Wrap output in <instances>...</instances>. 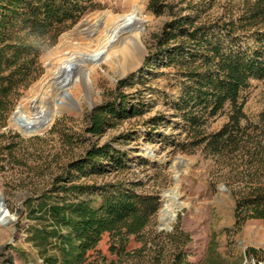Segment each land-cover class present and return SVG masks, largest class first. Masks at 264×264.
Returning a JSON list of instances; mask_svg holds the SVG:
<instances>
[{"label": "rangeland", "instance_id": "1", "mask_svg": "<svg viewBox=\"0 0 264 264\" xmlns=\"http://www.w3.org/2000/svg\"><path fill=\"white\" fill-rule=\"evenodd\" d=\"M96 1L97 8L61 33L57 42L42 53L40 76L23 90L5 118L0 113V197L3 196L8 210L7 223L0 222V264L10 256L13 264H41L37 248L27 239L26 230L32 221L26 200L48 187L67 163L80 158L93 144L106 142L124 152L129 167L104 166L99 173L83 176L81 181L97 180L100 184L128 178L136 183L135 190L158 194L160 207L139 234L105 233L98 246L91 250L88 264H169L173 252L181 245L194 264H264L261 253L256 255L251 250H264V220L254 218L242 226L235 224L233 185L227 178L231 167L200 148L193 152L175 150L172 142L161 141L156 134L160 131L170 137L169 140H173L172 136L182 140L186 133L181 132L178 124L182 120L171 108L178 95L175 68L164 60L146 64L153 35L174 17V13L199 14L203 20L222 22L232 13H240L243 0H161L167 5L161 13L149 7L150 0H140L142 11L134 28L141 32L139 39L129 44L126 38L131 40L128 38L130 30L123 29L116 45L126 46L137 54L138 62L131 67L141 63L143 49L145 58L140 69L124 78H119L121 70L113 65L110 56L104 58L102 53L93 59L88 55L98 48L95 38L99 31L107 32L102 17L131 12L135 0ZM86 17L77 31L87 27L89 22L96 24L90 29V35L83 34L84 42H89V46L83 47L86 55L79 56L83 60L72 69L70 80L61 86L56 62L83 46L77 32L63 34L73 30ZM97 17L102 22L97 21ZM127 79V84L120 83ZM63 90L69 92L70 99L62 96ZM119 92L130 95L129 108L143 101L141 112L119 119L115 127L101 135L87 131L91 111L114 100ZM242 95L246 98L248 114L243 123H264L261 118L264 77L253 78ZM58 96L67 102L62 105L64 112L50 117L44 126L26 132L18 124H10L9 118L21 101L28 117L41 125L48 111L59 105ZM35 98L38 109L44 110V114L39 115L31 108ZM160 113L167 115L166 122L157 127L147 122ZM225 120V115L218 117L209 129L220 127ZM174 193H178L171 210L175 216L164 217L165 204L173 201ZM121 242H124V249Z\"/></svg>", "mask_w": 264, "mask_h": 264}, {"label": "trees", "instance_id": "2", "mask_svg": "<svg viewBox=\"0 0 264 264\" xmlns=\"http://www.w3.org/2000/svg\"><path fill=\"white\" fill-rule=\"evenodd\" d=\"M165 6L161 0L149 2L156 13ZM97 7L96 0H0V113L4 118L42 73V53ZM161 60L176 70L178 95L171 108L181 118L178 126L186 134L182 140L175 136L169 140L160 131L156 134L161 141L172 142L175 150L200 148L227 163L235 224L264 220V123H243L248 114L242 95L253 78L264 77V0H243L240 13L222 22L203 20L199 14L174 13L153 35L146 64ZM129 97L119 92L114 100L94 108L87 131L101 135L119 119L141 112L144 102L129 108ZM222 115L224 123L210 130V124ZM167 118L160 113L147 122L157 127ZM261 118L264 121V112ZM104 166L127 168L129 164L113 144L95 143L67 163L48 187L26 200L32 221L27 239L37 248L41 264H88L91 250L105 233L139 234L159 210L160 196L135 190L136 183L128 178L100 184L81 181ZM120 246L124 249V242ZM251 250L264 258V250ZM3 264H13L12 257ZM169 264L194 263L181 245Z\"/></svg>", "mask_w": 264, "mask_h": 264}, {"label": "bare ground", "instance_id": "3", "mask_svg": "<svg viewBox=\"0 0 264 264\" xmlns=\"http://www.w3.org/2000/svg\"><path fill=\"white\" fill-rule=\"evenodd\" d=\"M141 11H142L141 1L135 0L134 8L131 12L119 16H113L111 14H108L102 17L103 19L102 21L106 23V28L108 27L107 32L104 34L99 31V35L95 38V40L98 41L97 42L98 48L94 51L91 50L90 51L91 53H89L88 56H91L93 59L97 58L102 53L104 58L110 56L113 65L117 68V70H121L120 75L123 74L127 69L131 68L132 65H135L138 62L137 54L133 50L127 48L126 46H117L116 43L120 35V32L123 29H126L128 31L130 30L128 38H130L131 40L126 38L129 44L132 45L134 41L136 42L139 39L141 32L139 30H135L134 28L137 27L138 25L139 22L138 19L141 14ZM97 21L102 22L101 19H99L98 17H97ZM87 25H88L87 27H80L78 31L77 29L75 30V32H77L76 33L77 38L81 40L79 43H81L83 46L80 47L79 49H73L72 52H69V56H67L66 58L64 57L62 60L56 62V66H57L56 74H60L62 70L61 67L63 65L69 66V63L72 61L78 63L79 61L83 60L79 56L84 54L83 47L89 46V42H84L83 39L85 38V36L83 34L87 33L86 35L88 34L90 35L89 33L90 29L96 24H92L91 22H89ZM62 105L63 104L54 105V109L61 108L60 110L64 111L62 110L63 108ZM177 197H178V193H174L172 195L173 201L171 203L166 202L165 208L162 213L164 217L171 214L172 212L171 210H173L172 209L173 202L177 199ZM6 215L8 216V210H5L4 215L0 217V221L5 219Z\"/></svg>", "mask_w": 264, "mask_h": 264}, {"label": "water", "instance_id": "4", "mask_svg": "<svg viewBox=\"0 0 264 264\" xmlns=\"http://www.w3.org/2000/svg\"><path fill=\"white\" fill-rule=\"evenodd\" d=\"M87 20V17L86 19H84L82 22H80L78 25H76V27L69 31V32H66L63 34V36H67L69 34H73L75 32V30L78 28V26H80L83 22H85ZM143 57H142V61L141 63H139L136 67H131L129 69H127L123 74L119 75V78H124V77H127L131 74H133L134 72H136L138 69L141 68V64L144 62V58H145V52H144V49H143ZM77 66V63L76 62H70L69 63V66H62V70L60 72L59 75H61V79H58V83H60L61 86H64L65 83L63 82H68L70 80V75H71V72H72V69ZM62 96L67 98V99H70L71 98V95L69 94V92H67L66 90H63L62 92ZM56 101L58 104H67V102H65L63 99H61L59 96L56 98ZM32 109L37 111L39 115L41 114H44V110H40L38 109V99L35 98L32 100ZM61 112H64V111H61L59 109H50L47 113V116L44 117L42 120V123L41 125L38 123V121H36L35 119H31L28 117V115L25 113L24 111V105L23 103L20 101L16 107V109L12 112V115L10 116L9 118V122L10 124L12 122L18 124L20 126V128H22L24 131L26 132H30V131H34L35 129H37L38 127L40 126H44L46 124V122L49 121L50 117L54 116L56 113H61ZM6 210V204L4 202V198L3 196L0 197V217L4 215V212ZM171 216L174 217L175 214L171 212ZM0 222L2 223H7V220L6 219H3L1 220Z\"/></svg>", "mask_w": 264, "mask_h": 264}]
</instances>
